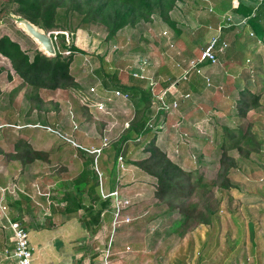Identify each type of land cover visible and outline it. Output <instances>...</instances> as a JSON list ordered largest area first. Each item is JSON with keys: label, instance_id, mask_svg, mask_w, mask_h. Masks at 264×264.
Wrapping results in <instances>:
<instances>
[{"label": "rangeland", "instance_id": "1", "mask_svg": "<svg viewBox=\"0 0 264 264\" xmlns=\"http://www.w3.org/2000/svg\"><path fill=\"white\" fill-rule=\"evenodd\" d=\"M211 5H208V9L203 7L195 10L194 13L198 15L197 19L194 18L190 21L185 16L184 18L188 21L186 23L191 25L188 28L192 29L208 11L211 12ZM14 8L8 3V0H0V11H2L0 13V37L9 35L32 56L34 51L40 50V47L20 29L15 20L18 15L13 14ZM190 16L192 14L188 15V17ZM230 17V21H223L227 19L223 17L222 22L232 24L233 16ZM154 18L151 21H142L130 33L119 35L117 39H113L114 44L106 41L107 32L100 25H89L84 30L80 29L83 32L79 34L80 30L77 31L74 44L84 53L75 55L71 73L80 84L83 94L89 87L98 86L97 82L107 81L111 82V85L115 84L114 76L116 74L124 75L126 79L128 76H133L131 74L134 76L135 74L137 76L145 75L148 80L152 78L156 82L159 80L158 83L163 82L165 74L162 69V66L165 65L163 59L168 62L174 46L179 48L182 44H186L193 51H197L198 48L194 45L199 40L198 37L195 38L192 35L194 38L183 37L177 40L173 33L177 35L178 32L173 26L168 27L157 16ZM242 20L244 21V19ZM199 24L197 25L199 26ZM201 29L206 31L203 36L204 42H209L211 38L218 35L221 36L220 33L217 35L204 27ZM251 35L253 38L256 36L252 33ZM243 38L240 37L241 40ZM248 38L246 37L244 40H252L250 37ZM224 39L226 38L224 37ZM208 42L201 45L202 50ZM164 44L168 48L167 52L172 51L163 55ZM252 46L254 45L250 44V49L247 51H243L246 48L242 50L239 47L240 49H237L238 56H235L234 60L241 67L244 65L245 70L239 66V69L233 68V71L242 74L245 82H249L247 87L253 92H258L264 89V45H258L255 51L251 50ZM228 48L224 53L229 50ZM249 52L253 56L251 62L246 61V55ZM221 56L219 55L216 64H204L201 71L205 67V72L191 74L202 80V83L205 84L203 90L213 87L211 84L216 77L214 75L212 81L209 79L211 70L221 66ZM199 57L200 54L192 60H197ZM140 58L146 59L147 64L141 66ZM192 60L190 59L186 63V70ZM151 64L154 67H151ZM0 66L6 69L0 75V185L6 191L4 205L8 206L18 200V193L22 192L21 194L27 196L26 198L29 200V206L26 203L27 200H20L23 209L25 211L27 209L23 227L28 230H52L55 228L58 233H63L59 235L60 237L69 238L70 233L68 234V232L71 228L68 224L69 217L52 212V209L60 208L63 211L67 203H71L74 198L78 197L77 188L80 185V177L86 175L85 159L95 156L88 151L82 153L80 148L83 147L87 150L92 147L99 148L104 143V139H102L104 134L105 138L109 140L107 146L112 145L135 115V106L133 108L130 101L117 98V102L113 101L110 109L107 110L108 114L99 112L90 114L84 110L81 103V90L36 89L25 83L15 73L10 62L2 56H0ZM165 68L167 69L166 66ZM207 68H210L209 73L206 71ZM223 70H225L224 65ZM253 71L256 74L252 73ZM216 73L214 72V74ZM147 79L145 80L147 81ZM134 85L141 86L144 90H150L149 81L144 83L134 77ZM162 88L159 83L155 91L150 90L154 98L150 110L151 123H155L157 118L161 124L164 119V111H161L157 99L165 100L173 105V102L181 96L179 93H182L178 89L176 92H171L169 88L163 94ZM168 94H171V100ZM239 94L240 92L237 93L234 103L222 101L219 104L218 109L226 113V116L230 115L228 118L219 115L217 110H206L209 109L210 98L216 105L219 96L207 92L201 95L199 98L201 104L203 108H207L192 114L188 119L186 118L191 120L190 127H193L199 134L208 135L204 130L202 132L201 125L208 129L209 124L215 129L217 119H222L228 124L227 128L236 126L245 129L249 120L248 118H239L236 109V107H240L236 103ZM105 101L110 102L106 99ZM261 103L262 105L254 111L255 116L260 119L254 125L253 130L259 132V139L263 142L264 91ZM231 104L235 109L230 108ZM179 109L180 106L177 104L167 115V121L163 126L165 131L162 132L161 137H163L164 143L172 135V143L175 144L168 143L164 149L174 162L185 169L198 172L202 177L203 186L212 184L217 178L220 168V151L216 148L204 147L203 142L199 144L198 150L194 148L193 138H187L189 134L180 129L183 117L178 113ZM207 111L209 114L205 118L208 123L205 120L202 123H193L201 120ZM44 126L52 127L57 133L51 132ZM21 138L24 142H28L33 149L48 152L53 158L52 163L35 161L30 165H22L16 160H11L10 155L14 152V145ZM259 150V152L251 154L249 160L244 163L240 162L236 152L233 153L238 160L237 167L231 172L230 179L233 188L222 190L215 187L213 189L215 198L217 197L220 201L218 218L210 226H196L184 238H179L173 234L175 222L179 219L177 216L169 217V214H165L166 207L157 205V201L153 197L156 180L133 166H125L124 171L118 172L116 165L115 167L113 165L114 150L107 147L105 153L100 156L99 166L89 164V170L94 172L95 182L97 180L99 186L104 185L106 190L109 183L114 184L111 174L115 172L117 182L114 181L120 185L121 195L124 200L128 199L129 205H125L122 201L121 206H126V208L122 209L119 217L115 219L116 209L115 205L111 203L110 213L105 212L104 215H101L99 225L92 226V229H86L85 225L80 223L78 228H75L76 235L80 234L79 238L82 241L85 236L87 254L90 255V259L95 254L105 255L107 260L104 264H110L109 261L111 264H177L178 262H180L179 264H264V142ZM200 153L201 158L199 157ZM124 155L125 158H131V160H140L148 156L143 150L136 149L134 143L127 146ZM96 169H99L103 174L101 180ZM2 186L0 187L3 188ZM82 199L80 204L84 207L93 204L89 200L88 194L83 195ZM199 199V196L193 197L194 201ZM73 208L71 207L72 211ZM95 208L98 209V206ZM9 209L11 211L10 207ZM84 211L80 209L77 214L71 215L80 219L84 217ZM127 219L130 221L127 222ZM115 220L116 225L114 224ZM251 224L254 227V236L250 233ZM2 227L9 229L8 224ZM79 247V245L76 246L77 249ZM170 248V254H167L166 251ZM158 255H161L162 263L158 259Z\"/></svg>", "mask_w": 264, "mask_h": 264}, {"label": "trees", "instance_id": "2", "mask_svg": "<svg viewBox=\"0 0 264 264\" xmlns=\"http://www.w3.org/2000/svg\"><path fill=\"white\" fill-rule=\"evenodd\" d=\"M183 1L185 0H8V3L15 7L13 14L21 16L40 29L51 33L56 48V56L48 57L40 50L34 51L33 55L30 56L17 41L12 40L7 35L0 37V56L6 58L15 73L31 87L51 91L58 89L81 90V103L84 110L88 112L91 109L84 104L83 99L88 94L94 97V94L89 92L91 87L96 86L89 87L86 93L83 94L80 84L71 73V65L75 55L84 53L74 44L77 31L84 30L89 25H100L107 32L106 41L112 42L123 30L134 28L142 21H151L156 16L168 26H173L174 23L171 20L170 13L179 2ZM258 1L260 2L259 11L262 8L264 9V0ZM241 7L242 5H238L237 10ZM252 10L248 8L246 11L247 16H251ZM259 18L260 12H256L250 17L249 23L254 26L259 38H261L264 37V29L262 26L258 27L257 25ZM220 39L227 43L222 36H220ZM65 53L68 54L64 56ZM4 71L6 69L0 66V75ZM133 76L131 77L134 79L135 76ZM136 79L142 82L146 81L137 77ZM180 81L187 80L180 78ZM106 83L108 82H97V87L100 90H121L130 96V100L134 99L135 115L124 132L112 145L105 148L101 145L96 148L101 149L96 162L97 166H99L100 156L109 147L114 150V167L118 156L122 154L126 166H133L142 173L154 178L156 182L153 197L156 199L157 205L166 207L165 214L172 215L176 213L179 216V220L175 223L173 229V234L176 237L184 238L196 226H210L213 224L218 218L220 210V201L217 197L215 198L213 189L215 187L222 190L233 188L230 179L231 172L238 165V160L233 153L236 152L239 155L240 162L244 163L249 160L251 154L259 152L263 145L264 141L262 142L259 139V132L254 131L253 128L260 119V117L255 116L254 111L262 105L261 99L264 89L253 92L245 86L241 89L242 91H239V99L236 103L240 107H236L237 114L239 118H248V125L245 129L236 126L223 128L219 146L220 168L218 176L212 184L203 186L202 177L198 172L183 168L156 144L158 134L162 131L163 123L166 122L167 115L173 109V105L165 100L161 102L157 99L161 111H164V119H162L161 124H159L157 118L155 123H151L150 110L154 98L149 89L144 90L137 85L124 86L117 84V82L112 85L113 88H108ZM33 99L35 98L33 97ZM44 127L53 133L56 132L50 126ZM104 138L105 134L102 139ZM131 143H134L136 149L143 150L148 156L140 160L125 158L124 154L127 146ZM82 148H80L82 153L87 151V149ZM91 149L95 148L92 147ZM95 156H92L91 159H85L86 175L80 177V185L77 188L78 197L74 198L71 203H67L63 209V215L67 217L77 214L80 209L85 210L84 221L92 226L98 225L101 215L105 212L110 213L111 209V199H104L101 196L99 184L97 180L95 182V174L89 170V164H95ZM10 157L11 160H16L22 165H30L35 161H44L51 164L53 159L48 152L33 149L22 138L15 143L14 152ZM113 173L115 177V172ZM21 193H18L19 199L12 205H19L20 200H27L26 203L29 206L27 196ZM87 194L93 204L84 207L80 204V201L83 200V195ZM194 196H199L200 199L194 201ZM95 203L98 209L95 208ZM71 207H74L73 211ZM253 229L254 227L251 224L250 233L252 236H254Z\"/></svg>", "mask_w": 264, "mask_h": 264}, {"label": "crops", "instance_id": "3", "mask_svg": "<svg viewBox=\"0 0 264 264\" xmlns=\"http://www.w3.org/2000/svg\"><path fill=\"white\" fill-rule=\"evenodd\" d=\"M208 5H211L212 11L211 12L208 11L209 13L207 12L205 14V16L201 19V21H199L200 24L197 23L199 24V26L196 24L195 26L192 27V29L188 28L191 25L189 23H186L188 22L187 19L190 21L193 20L194 18L197 19L198 15L194 13L195 10H197L198 8L201 9L203 7L205 9L206 8L208 9ZM238 5H242V7L237 10ZM259 6H260V2L258 0H185L184 2H179L176 5V7L172 10V12L170 13L171 20L174 23L173 27L178 32L177 35L173 33L174 38L179 40L180 38H183V37H188V38L198 37L199 40L196 41V45H194L198 49L197 51H193L190 48V46L188 47L186 44H182L179 48H176L174 46L172 48L173 51L171 50L172 52L170 51L171 52L170 53V52H167L168 48H166L164 44L163 45V51H164L163 55L166 53L167 54L170 53V56H169L168 62L165 61V59H163L165 65L162 64L163 65L162 69L165 72L164 76H167V77L165 78L163 76V82H159V83L163 87L162 90H167L170 88L171 92L172 91L176 92L177 89L179 90V92H182V93H179L181 96L176 100L177 104H179L180 106L178 113H180V116L183 117L181 118L182 122H181L180 129L189 134L187 138L188 137L193 138V142L195 143L194 148H196L197 150L199 149V146H200L199 144H201L202 142H203L204 147L208 149H210L211 147V148H216L219 150L220 138L223 132V128L227 127L228 124H226V122H223L222 119H219V120L217 119V123L214 120V122L217 124L215 125L216 126L215 129H213L209 124H208V129L206 126L201 125L202 132L204 130V132L208 133V135H204V133L202 135V134H199L195 129H193V127L192 128L190 127L191 120H187V119L192 114H196L200 112L201 110H204L207 108L205 106H204L205 108H203L201 104V100L199 99L201 95H203L206 92L208 94H215L216 96H219V100H220V101L218 100V102H216V105H215L212 103L213 101H211V98H210V102H208L209 109H206V110H210V111L217 110L219 112V115H222L225 118H228L230 116V115L226 116V113L218 109L219 104L222 101H227L228 103L229 102L234 103L236 100V95L240 91V88L242 87L244 88L249 83L247 81L245 82L244 78H242V74L234 73L233 71V68L239 69L241 67L234 60L235 56H238L237 49L239 50L240 48H242L243 50L244 48H246L243 51H247L248 49H250L249 48L250 44H253L254 46H252L253 48L251 50L255 51L258 45H261V46L264 45V37L259 38L256 32V29L254 28V26H252L249 23L250 17H252L256 12L258 13L260 12V18L258 21L259 23H257V25L258 27L262 26L264 29V9L262 8L258 11ZM248 8L253 9L250 17L247 16L248 14H246V11L248 10ZM191 14L192 16L188 17V15H191ZM185 16L187 17V19L184 18ZM230 16H233L232 24H228V22H225V23L222 22L223 17L227 18L226 20H223V21H227V20L230 21L229 20ZM242 19H244V21ZM201 27H204L206 30H212V32L217 33V35L218 33H220L222 38L224 39L225 37L226 38L225 40H227L229 43V50L220 57V60H221L220 65L222 66V68L221 66H219L218 68L211 70V75H210L211 78L209 79L212 81L213 76L215 75L216 77L215 80L213 81V84H211L213 85V87L207 88L204 90L203 88L205 84H203L202 80L194 74L190 75L187 81H180V76H183L184 74L183 72H185L186 70V67H187L186 63L190 59L192 60L193 58H195L196 55L198 54L201 55L202 46L205 45L206 42H208V41L206 42L203 41V36L205 35L206 31L201 29ZM214 28L216 30L215 32H214ZM133 29L134 28L125 29L123 32H120L115 38L117 39V37L121 34L130 33L133 31ZM81 32L83 31L80 30L78 34ZM251 33H253L256 36H254L253 38ZM192 35L194 37H192ZM240 37L241 38L244 37V38L241 40ZM246 37L247 39H249L248 37H250L252 40H249V41L244 40ZM113 42L115 41L113 40L112 43ZM246 58H247L246 61H249V62L253 61V56H251L250 52L249 54L246 55ZM223 65L225 67V70H223ZM165 66L167 67L168 70L165 68ZM151 67H154V66L151 64ZM241 69L245 70V66L242 65ZM202 71L205 72V67L203 68ZM206 71H208L209 73L210 68H207ZM213 71L215 73L218 71L220 72L214 74ZM256 72L253 71L252 73L256 74ZM156 79H158L157 76H156ZM114 81H116L117 84L120 83L121 85H124V86H134V79L129 76L126 79L124 75L120 76L116 74V76L114 77ZM146 82L147 81H144V83ZM175 82H176V85H175ZM106 84H107L106 87L113 88L111 85L112 84L111 82H108ZM184 94H190L191 96L186 99V98H183ZM168 95L170 96L169 98L171 100V94H168ZM113 101L117 102V99H114ZM129 103L134 108V105H135L134 99H131ZM230 108L235 109L233 104L230 105ZM88 112L91 114V113H95L96 111L88 110ZM207 114H209L208 111L204 114L201 120L199 119L197 121H194V122L192 121V122L202 123L205 120L208 123V120L205 118V117H208ZM165 123H163V126ZM219 123H222V124L218 125ZM164 131H165L164 128H162V131L158 134V138L156 141V144L162 150H165L164 148H166L168 143L172 145L175 144V143H172V135H170V138L166 139L165 142L163 143L164 140H163V137H161V135H162V132ZM160 137H161V141H160ZM186 140L188 141V139ZM199 157L201 158V153ZM113 175L114 174L112 173L111 180L114 182V184L109 183L107 185V190L105 189L104 185L102 186L103 190H105L107 194L112 193L116 189H118L119 191L121 190L120 192H122L120 185L116 183L117 182L116 175L114 178H113ZM13 203H10L7 206L8 212L14 221L21 222L23 225V221H26L27 209L25 208L26 211L23 209V205L21 202H18L19 205H12ZM9 207L11 208V211ZM56 209L55 210L52 209V212H57L63 215L64 211H61L60 208L57 210ZM171 216H177V219H179L178 218L179 216L176 213L169 215V217ZM71 217L69 216V220H68V224L71 226L68 232V234L70 233L69 238L60 237L59 235L63 233H58L55 228H53L52 230L51 229H40V230L31 229L29 230L30 243H31V246L33 248V253H34V264H104L106 263L107 259L105 255H102V254L100 255V253L95 254L90 259L89 257L90 255L87 254V246H86L87 244H85V241L87 240L85 236L82 241V239L79 238L80 234L78 236L76 235L75 228H78V224L80 223L84 224L86 229L87 228L92 229V225L90 223L86 224L84 221V217L80 219L74 218L75 216H71ZM3 225H7V223L4 219L0 217V264H16V261L14 259L5 255V251L13 247V241H12L13 233L10 229L3 228L2 227ZM78 245L80 247L77 249L76 246ZM170 251H171V248L168 251H166L167 254H170L169 253ZM163 252L165 251L163 250ZM164 255L167 256L166 253H164ZM160 257L161 255H158V259H160ZM160 262L162 263L161 259H160ZM109 263L111 264L110 261Z\"/></svg>", "mask_w": 264, "mask_h": 264}, {"label": "built area", "instance_id": "4", "mask_svg": "<svg viewBox=\"0 0 264 264\" xmlns=\"http://www.w3.org/2000/svg\"><path fill=\"white\" fill-rule=\"evenodd\" d=\"M227 48H228V44L224 41H221L220 35L211 38L209 42L207 43V46L202 50L200 57L197 60H192L190 62V66L184 72L182 79L188 80L189 76L192 73L201 74L202 66L206 63L216 64L218 61L219 54H223ZM139 64H141V66L143 64H147V60L140 58ZM135 77L140 78V79H147L145 75L137 76L135 74ZM148 81L150 82V86H149L150 90L155 91L156 87L158 86V82L154 81L152 78H149V80L147 79V82ZM165 91L166 90H163L162 93L165 94ZM89 93L94 94V97H92L90 94H88V96H85L86 98L83 99L84 104L87 107H89V109L94 110L99 113H103L105 115L108 114L107 110L110 109L111 107L110 105L112 104L114 99L122 98L124 101H127V102L130 101V96L127 93L121 90H117V89L110 90V91L105 90V89L100 90L99 87L96 86V87H91ZM183 97L187 99L190 97V95L185 94L183 95ZM105 99L110 102H106ZM159 101L162 102L164 100H159ZM176 106H177V102L174 101L173 107H176ZM166 107L168 106L166 105ZM126 126H128V124ZM108 144H109V140L104 138V143L102 144V146L104 147V146H107ZM87 151L89 153L96 155L95 165H97L96 162H97L98 156L100 155L101 149H91ZM125 166L126 165L124 161V156L120 154L118 156L117 163H116L118 172L124 171ZM96 171L99 175V179L101 180L103 174L100 173L99 169H96ZM0 192H1L0 217L7 222L8 228L13 233V240H12L13 247L11 249L6 250L5 255L14 259L16 261V264H34V253H33V248L31 246V243H30L29 230L23 227L21 222L14 221L11 218L8 212V207L4 205V200L6 199L5 197L6 191L4 188L0 187ZM100 193L102 194V197L104 199L110 198L111 203L115 205V209H116L115 219L119 217L121 210L126 208V206H121V202L123 201L125 205H129L128 199L124 200L121 195V192L118 189L114 190L112 193L107 194L104 192L102 186H100ZM126 221L129 222L130 219H127ZM114 224L115 225L117 224L116 220Z\"/></svg>", "mask_w": 264, "mask_h": 264}, {"label": "water", "instance_id": "5", "mask_svg": "<svg viewBox=\"0 0 264 264\" xmlns=\"http://www.w3.org/2000/svg\"><path fill=\"white\" fill-rule=\"evenodd\" d=\"M17 24L40 47V50L48 57L56 56V48L51 33L40 29L21 16L15 17Z\"/></svg>", "mask_w": 264, "mask_h": 264}, {"label": "clouds", "instance_id": "6", "mask_svg": "<svg viewBox=\"0 0 264 264\" xmlns=\"http://www.w3.org/2000/svg\"><path fill=\"white\" fill-rule=\"evenodd\" d=\"M101 186V185H100Z\"/></svg>", "mask_w": 264, "mask_h": 264}]
</instances>
